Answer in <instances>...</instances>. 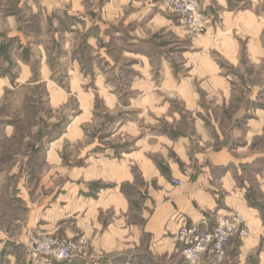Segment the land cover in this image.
Listing matches in <instances>:
<instances>
[{"label": "crops", "instance_id": "0c3cea01", "mask_svg": "<svg viewBox=\"0 0 264 264\" xmlns=\"http://www.w3.org/2000/svg\"><path fill=\"white\" fill-rule=\"evenodd\" d=\"M111 3L101 9L130 5L128 20L145 16L181 34L159 0ZM229 5V0H200L206 36L174 53L159 51L158 82L151 56L136 53L147 66L140 69L138 81L124 85L126 101L116 86L97 87L104 107L124 105L104 136L101 130L88 131L96 112L95 95L81 91L78 115L61 131L44 133L34 146V171L41 173L34 178L13 165L10 176L19 178L5 184V203L19 216L12 226L0 227V264H31L29 239L42 233L82 236L86 241L71 262L51 264H181L182 248L175 235L183 220L205 226L213 216L234 212L243 216L249 232L241 242L229 243L224 264H247L250 254H255V264H264V150L255 141L263 135V118L260 106H252L264 83L241 84L221 63L237 66L242 61L232 31L244 18L252 20L253 27L258 21ZM257 40L250 36L245 42V58L262 57ZM173 54L182 56L175 67ZM203 93L214 107L237 101L246 117L245 129H224L213 108L201 101ZM168 96L184 102L190 117L172 110ZM161 119L168 125L165 129L156 125ZM120 137L121 144L104 143ZM67 144H77L70 151L74 160H66L62 149ZM4 182L0 179V188ZM200 263L210 264L205 255Z\"/></svg>", "mask_w": 264, "mask_h": 264}, {"label": "rangeland", "instance_id": "374dc122", "mask_svg": "<svg viewBox=\"0 0 264 264\" xmlns=\"http://www.w3.org/2000/svg\"><path fill=\"white\" fill-rule=\"evenodd\" d=\"M159 1L164 4V0ZM229 1V7L237 14L245 10L258 22L257 27H253L252 20L244 18L242 26L232 31L239 39L238 52L242 61L237 66L225 64V60H221V63L227 70L237 74L241 84H263L264 0ZM111 2L114 0H0V179L6 180L0 188V227L12 226V221L19 216L5 203V184L19 178L13 174L10 176V169L17 164L34 178L37 173H41L34 171L38 163L34 157V146L41 142L44 133L61 131L78 115L81 91L95 95L92 98L95 100L96 112L93 122L87 123L88 131L94 133L101 130L104 136L111 127L112 116L124 111V105L114 109L104 107L102 97L96 93L97 87L105 84L116 86L121 99L126 101L128 93L123 91L126 88L124 85L138 81L141 78L140 69L147 66V62L143 65L144 58L141 55L134 54L151 56L153 78L158 82L159 51L174 53L182 47L197 45L206 36L205 33L199 39L189 37L177 17L167 8L165 15L180 28L179 36L161 24L149 22L145 16L128 20L126 15L133 8L130 5L125 4L122 9L114 6L118 10L101 9ZM250 36H255L260 42L262 57L259 60L245 58V51L248 50L245 42ZM182 37L183 40H177ZM100 41L101 47H98ZM173 55L175 58L171 64L175 67L182 62V56ZM255 95L257 101L252 106H260L263 118V135L255 141L257 147L264 150V85ZM167 99L171 102L172 110L181 111L184 116L190 117V108H186L184 102L171 96ZM201 101L208 108H213V114L224 129L230 127L233 130L238 126L242 131L245 129L246 117L241 115L242 110L237 101L232 100L226 108L214 107L211 97H206L204 93ZM238 114L241 115L240 119L234 120ZM233 121H237L236 124ZM156 125L162 129L168 126L163 119ZM69 130L73 133L77 131L72 128ZM90 140L87 139L88 142ZM112 141L122 142L120 137L116 140L106 139L104 143L111 144ZM68 146L62 149L66 160H74V156L70 158V153L76 150L77 144L73 148ZM21 174L25 175L26 172ZM39 235L70 239L77 253L86 244L82 236L68 238L42 233L31 237ZM233 241L241 242L236 236L232 237L226 245L224 259L218 264H224L227 247ZM254 255L250 254L247 264L256 263ZM203 257L197 264H201ZM181 264H188L183 254Z\"/></svg>", "mask_w": 264, "mask_h": 264}, {"label": "built area", "instance_id": "2783aa9c", "mask_svg": "<svg viewBox=\"0 0 264 264\" xmlns=\"http://www.w3.org/2000/svg\"><path fill=\"white\" fill-rule=\"evenodd\" d=\"M164 5L177 17L189 37L199 39L204 36L206 22L201 14L200 0H164ZM173 182L179 183L176 179ZM212 220L205 226L183 220L178 227L175 239L188 264H197L202 255H207L210 264H218L225 257L229 240L234 236L243 240L248 234V227L239 212L231 216H213ZM29 251L31 264L71 262L77 254L70 239H52L43 235L30 238Z\"/></svg>", "mask_w": 264, "mask_h": 264}]
</instances>
